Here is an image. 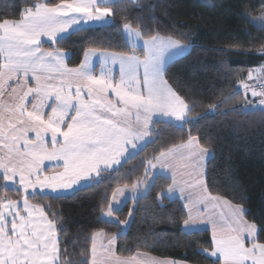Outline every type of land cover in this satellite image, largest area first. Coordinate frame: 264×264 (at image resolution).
<instances>
[{
  "label": "crops",
  "instance_id": "1",
  "mask_svg": "<svg viewBox=\"0 0 264 264\" xmlns=\"http://www.w3.org/2000/svg\"><path fill=\"white\" fill-rule=\"evenodd\" d=\"M115 1L40 3L25 8L17 20L0 21V173L8 187L26 195L75 192L90 185L98 172L136 154L148 141L153 121L187 118L188 106L164 70L188 52V45L159 35L143 38L138 29L124 25L130 54L87 49L80 64L69 67L67 51L41 47L75 30L109 24L108 5ZM260 68L247 78L264 82ZM240 88L246 107H254L264 94L254 100L248 97L252 89ZM211 157L196 137L163 151L148 163L143 178L112 192L103 218L115 221L116 211L127 202L133 206L155 176H164L169 184L159 198L181 203L184 232L208 230L212 259L264 264V244L257 242L258 227L247 220L246 209L207 190ZM130 219L131 213L126 222ZM58 259V236L42 208L25 199L0 205V260L57 264ZM89 264L190 263L140 251L120 256L116 236L97 231Z\"/></svg>",
  "mask_w": 264,
  "mask_h": 264
},
{
  "label": "trees",
  "instance_id": "2",
  "mask_svg": "<svg viewBox=\"0 0 264 264\" xmlns=\"http://www.w3.org/2000/svg\"><path fill=\"white\" fill-rule=\"evenodd\" d=\"M62 1L67 0H0V21L17 20L35 4ZM108 8L109 24L75 30L41 47L67 51L69 67L78 66L87 49L130 54L124 25L143 38L159 35L188 45V52L164 70L188 106L187 118L153 121L148 141L136 154L69 194L26 195L8 187L0 173V205L25 199L42 208L58 236L57 264H89L97 231L116 236L120 256L140 251L190 264H219L208 255V230L184 232L181 203L159 198L169 184L164 176H155L133 206L127 202L116 211L115 221L102 216L117 187L138 182L157 155L196 137L212 152L206 165L208 192L243 206L247 220L258 227L257 242L264 244V107H246L240 88L253 69L264 66V0H117Z\"/></svg>",
  "mask_w": 264,
  "mask_h": 264
},
{
  "label": "rangeland",
  "instance_id": "3",
  "mask_svg": "<svg viewBox=\"0 0 264 264\" xmlns=\"http://www.w3.org/2000/svg\"><path fill=\"white\" fill-rule=\"evenodd\" d=\"M261 71L263 72V74H264V66H262L261 68ZM250 91V90H249ZM263 92H264V90H263ZM256 96H259V92H257V93H255V92H253V91H250L249 92V96L248 97H251V98H253L254 100L256 99ZM255 104V106L254 107H264V94L262 93V96H260V98L255 102V103H253V104H251V106H253ZM247 105V104H246ZM127 223L128 222H126L125 221V223H124V226L123 227H126V225H127ZM6 229H8V227L6 226ZM5 233H6V231H5V229L1 232V234L3 235H5ZM0 264H6V262H5V260H0Z\"/></svg>",
  "mask_w": 264,
  "mask_h": 264
},
{
  "label": "built area",
  "instance_id": "4",
  "mask_svg": "<svg viewBox=\"0 0 264 264\" xmlns=\"http://www.w3.org/2000/svg\"><path fill=\"white\" fill-rule=\"evenodd\" d=\"M244 87L251 88L255 92H261L262 90H264V83L253 78H246L244 80Z\"/></svg>",
  "mask_w": 264,
  "mask_h": 264
}]
</instances>
